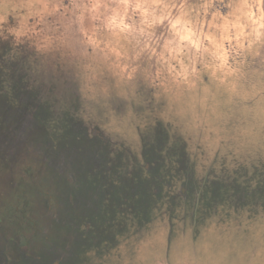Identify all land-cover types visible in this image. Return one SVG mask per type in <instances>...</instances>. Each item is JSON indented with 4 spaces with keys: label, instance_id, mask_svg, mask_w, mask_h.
I'll use <instances>...</instances> for the list:
<instances>
[{
    "label": "rangeland",
    "instance_id": "obj_1",
    "mask_svg": "<svg viewBox=\"0 0 264 264\" xmlns=\"http://www.w3.org/2000/svg\"><path fill=\"white\" fill-rule=\"evenodd\" d=\"M73 1L0 0V264H264L263 172L238 181L233 208L213 188L207 206L196 178L184 179L195 141L203 160L219 148L223 166L230 154L264 171V34L254 48L245 33L255 42L249 17L264 18V0H210L198 18L191 11L196 26L185 23L184 37L205 21L223 24L220 42L245 56L237 61L245 70L223 82L204 67L184 85L151 74L160 41L137 35L136 11L96 15L85 31ZM122 1L143 18L147 1ZM177 1L196 9L197 0ZM241 17L249 23L238 34ZM83 94L105 115L101 138L32 119L29 101L44 109L51 97ZM18 109L30 120L23 128Z\"/></svg>",
    "mask_w": 264,
    "mask_h": 264
},
{
    "label": "trees",
    "instance_id": "obj_2",
    "mask_svg": "<svg viewBox=\"0 0 264 264\" xmlns=\"http://www.w3.org/2000/svg\"><path fill=\"white\" fill-rule=\"evenodd\" d=\"M145 1H147V5L145 8H143V10H141L142 11L141 14L143 15V18L141 20L138 12L140 8L136 7L135 5L129 4V1L127 3L122 0H78V1L75 0L73 2L75 3V5H78V7L83 6L82 11L80 12L81 16H83V20H81L80 22L82 28L81 30H85L89 22L93 21L92 18H94V16L96 15H102L111 18H113L115 15L116 16L121 15L119 17L124 19V17L122 16L126 12L136 11L137 19L136 20L134 19V21L136 22L135 25L138 26L136 30H138L139 33L137 35L141 36L143 40H146L149 37V40L158 38V40L160 41L155 45L157 46L156 47L157 49H155L156 51H152L154 54H157V58H156L157 62L155 63V65L158 64L157 66L158 69L156 67L153 68L151 70V74L156 76L158 75V70H159L161 74L164 73L163 74L164 78L162 80H172L171 85L173 83L180 85L189 83L188 79L189 78L191 79V76H193L194 72H198L199 70H202L204 67L214 68V70L217 73V76L213 79L219 81L224 80L223 82L226 81V78L228 76L233 77L235 74L242 71L243 69L245 70L243 66L237 63V61H241V60H242L241 62H243L245 60V56L243 54L238 53V51L236 50L235 51L231 50V45L229 43L227 44L223 42L222 44L220 42L222 30L224 32L223 24L221 30L219 31L215 29L211 30V27H209L210 23L205 21L206 26L200 34H199L200 31H198L197 33H195L196 31H194V32H190L191 33L190 37H184L185 36L184 33L186 29L189 28V26H191L192 30L195 29L196 25L194 24V16L195 18H198L196 14L198 12L196 11H198L199 9L203 13L205 10L203 7L210 8L211 6L210 0H197V2L195 3L196 9L193 8L192 10L190 4L186 3L184 5V1L181 2H178L177 0H145ZM98 6H100L101 8L99 9ZM191 11L193 12L194 16L191 13ZM58 14H62V9L60 10V7ZM257 14H260V17H258L259 19L257 20L255 19L252 20L251 17H249L250 21H252V27L253 28L255 27L259 30L258 32L259 35L257 38H255V42L253 41V39H251L253 33H251L250 30L248 29L245 32L247 33L246 34L247 42L249 43V45L254 46V48L256 46V43L260 40L261 34H264V24H263L264 18L261 17L262 12H259L258 10ZM76 15L79 14L76 13ZM10 16H11L10 20L13 19L12 15ZM157 16H161L162 18H164L163 22L165 24L158 23L157 20H155ZM144 19L146 20L148 19V20L145 22L143 26H140V22ZM181 19L183 21L180 22L179 20ZM240 19L242 20H238L237 22V31H236L237 33L240 32V30H242V26H245L247 28L248 26L247 22L249 23V20L247 18L241 17ZM93 23L97 24L98 22H93ZM185 23L187 24V28L184 26ZM197 26L199 25L197 24ZM175 30H178L179 33H181V35L180 36L176 35ZM85 31L84 32L82 31V33L79 35L81 37L82 35L86 37L87 35ZM141 32H143V34H141ZM237 33H235V35L239 34ZM225 34L227 33L225 32ZM79 35L77 34L76 37H79ZM2 37H4V35H2ZM224 39H226V35ZM252 46H250L249 48H252ZM24 50H25L24 48H19L16 49V52L22 54ZM6 52L7 50L4 53L6 54ZM15 54H13L12 56H14ZM203 54L207 55V59H204ZM5 56H7V54ZM154 81L158 82V80H154ZM207 81L208 80H205V83ZM30 102L31 101L28 102L30 104L29 108L30 110L33 109L32 119L34 121L43 119L44 123L52 129H56L55 127L58 128L59 124L61 123L64 125L65 131L71 130L74 132L73 133L74 135L73 134L72 135L75 138H77L76 136H82L84 138L90 137L92 139H98L103 136V130L101 128H104L106 124L101 120L104 119L105 115L101 113L102 110L93 109V99L88 94H83L82 96L77 97L74 100L73 97L70 95L61 98L58 96L51 97L50 101L47 102V105L45 106L44 109H42V106L40 104L39 105L36 104L33 108H31ZM24 107L26 109L25 105ZM21 112L22 111H19V109L16 111L17 113L16 115L18 117L16 125L19 126V128L25 127L26 124H29L30 121L26 119L28 118L27 115L24 116ZM4 113L5 114L3 115L6 116V112ZM106 117L109 120V116ZM6 118L8 119V116H6ZM15 132H20V131L18 130L11 131L10 137L13 136ZM51 134L56 135L57 133L51 132ZM25 135L26 134L21 135L23 136L21 138L22 141L23 140L26 141L24 137ZM171 135H173V133H171ZM153 136L157 138L159 134L157 132H154ZM204 139L205 137L203 134L199 138V140L203 141ZM13 141L19 142L20 139L14 138ZM193 143H194V147L192 150H189V152L191 151L193 153L198 154L200 162L197 163L194 162L193 158H191V156L194 154L190 152L191 155L189 157L188 154L189 152L188 153L186 152L184 159L187 162V165L186 168H184V176H185L184 179L186 180V178L187 179L196 178L195 180L197 181L196 186L200 190L201 198L205 201L207 206H209L208 205L209 197L212 196L210 188H213L215 190L213 194H215L216 196L225 197L226 200H224V202L228 203V205H230L233 208L234 205H236L237 203L235 202V198L237 194H240L239 193L240 191L242 192V194L244 192L242 190L244 188L241 186V183L238 184V181L245 180L246 183L248 182V184H250L253 181L255 174H259L260 172H263L264 175V171H262L260 168L255 167L256 166L255 164L240 163L230 154H228L227 158L229 157L230 158L227 160L226 166H223L221 164L223 163V160L219 159V154H220L219 148H214L213 150H210L209 152L210 154L208 155L209 158L207 159L208 161H206V159L203 160V155L201 159V153L202 150L205 149L203 147L204 144L201 146V143H198L196 141ZM179 144L181 145V143H178V145ZM188 158L189 161L187 160ZM203 164L205 165L203 166ZM142 168L145 169L143 164H142ZM216 174L219 175L223 174L224 178H221L219 180L218 177H215L213 180L212 179L209 180L210 176ZM222 182L224 183V185L221 188ZM253 190H260V187L254 188ZM49 202L51 203L50 205L52 206L53 201L49 200ZM160 207L163 208L161 205ZM207 213H209L208 210ZM228 213L230 212L228 211ZM227 215H231V214H227ZM213 216L216 215L213 214ZM217 217L219 218V220H222L220 216ZM235 221H237V219Z\"/></svg>",
    "mask_w": 264,
    "mask_h": 264
}]
</instances>
